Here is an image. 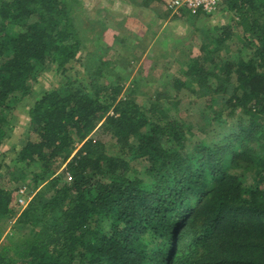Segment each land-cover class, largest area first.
<instances>
[{
	"label": "trees",
	"instance_id": "16d2710c",
	"mask_svg": "<svg viewBox=\"0 0 264 264\" xmlns=\"http://www.w3.org/2000/svg\"><path fill=\"white\" fill-rule=\"evenodd\" d=\"M218 8L239 46L215 28L170 80L204 95L197 113L140 105L87 62L35 100V137L12 159V179L34 194L13 221L0 187V264H264V0ZM75 19L69 0H0V146L37 72L76 58Z\"/></svg>",
	"mask_w": 264,
	"mask_h": 264
},
{
	"label": "rangeland",
	"instance_id": "374dc122",
	"mask_svg": "<svg viewBox=\"0 0 264 264\" xmlns=\"http://www.w3.org/2000/svg\"><path fill=\"white\" fill-rule=\"evenodd\" d=\"M69 1L74 5V24L81 39L76 58L66 65L65 73L54 65L39 70L31 82V92L6 113L9 133L0 146V187L12 191L13 221L21 212L15 202V189L25 185L29 197L34 193L28 179L24 182L12 179L17 174L12 169V159L26 141L35 137L29 128L28 111L45 91L58 87L66 75L79 73L81 77V65L87 62L92 72L97 66L104 69L101 82L105 79L114 84L120 77L121 95L131 90L140 105L172 103L170 113L175 112L173 105H176L178 115L189 116L205 108L204 95L198 93L190 97L184 87L176 93L170 88V80L180 76L181 65L188 57L199 54L200 45L207 37H212L215 28L220 27L216 32L219 35L224 29H231L233 35L224 41V48L235 50L239 46L240 28L234 26L232 15L220 8L212 15L192 17L187 13H171L163 0L145 5L141 0ZM104 141L107 153L117 152L114 140L105 138ZM132 156L126 152L123 157L139 168Z\"/></svg>",
	"mask_w": 264,
	"mask_h": 264
},
{
	"label": "built area",
	"instance_id": "2783aa9c",
	"mask_svg": "<svg viewBox=\"0 0 264 264\" xmlns=\"http://www.w3.org/2000/svg\"><path fill=\"white\" fill-rule=\"evenodd\" d=\"M220 0H163L165 7L171 13H181L183 10L191 14L212 15L218 9ZM15 202L22 210L29 202V190L25 185L17 188Z\"/></svg>",
	"mask_w": 264,
	"mask_h": 264
},
{
	"label": "crops",
	"instance_id": "0c3cea01",
	"mask_svg": "<svg viewBox=\"0 0 264 264\" xmlns=\"http://www.w3.org/2000/svg\"><path fill=\"white\" fill-rule=\"evenodd\" d=\"M184 12H186V11H184ZM181 13H183V11L181 12ZM206 15V14H205ZM208 16V15H207Z\"/></svg>",
	"mask_w": 264,
	"mask_h": 264
}]
</instances>
